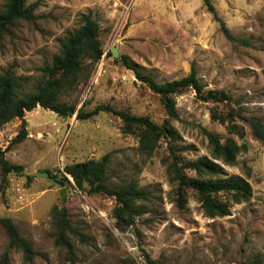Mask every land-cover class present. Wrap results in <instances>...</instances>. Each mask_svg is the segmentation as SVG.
Listing matches in <instances>:
<instances>
[{
	"label": "rangeland",
	"instance_id": "rangeland-1",
	"mask_svg": "<svg viewBox=\"0 0 264 264\" xmlns=\"http://www.w3.org/2000/svg\"><path fill=\"white\" fill-rule=\"evenodd\" d=\"M210 1L227 33L203 0H26L34 19H19L0 36V73L12 70L21 92L42 83L43 68L61 53L82 15L97 20L104 51L87 81L59 94L76 106L72 115L39 105L25 111L27 136L19 142L12 139L21 119L0 127L4 157L22 166L6 183L0 176V218H10L33 253L26 259L11 245L0 222V264H147L145 254L159 264H264V141L251 126L252 119L264 126V0ZM122 55L159 83L194 67L203 93L224 91L228 98L203 99L187 87L172 95L177 116H170L161 94L138 80ZM105 104L147 115L167 131L146 153L139 148L141 129L124 132L120 117L107 111L76 117L79 108L83 113ZM206 131L245 144L235 163L223 167L247 180L251 194L235 202L220 193L229 204L226 215L208 216L190 187L177 201L173 163L210 155ZM105 153L110 185L133 181L150 194L147 211L122 229L115 223V199L78 187L66 172L70 163ZM42 170L56 182L38 176ZM61 208L70 221L68 246L57 241Z\"/></svg>",
	"mask_w": 264,
	"mask_h": 264
},
{
	"label": "trees",
	"instance_id": "trees-1",
	"mask_svg": "<svg viewBox=\"0 0 264 264\" xmlns=\"http://www.w3.org/2000/svg\"><path fill=\"white\" fill-rule=\"evenodd\" d=\"M207 9L213 13L225 33L223 22L216 15L210 0H203ZM19 19L33 20V9L26 4V0H5L4 8L0 11V36L10 32V28ZM103 46L98 37V22L90 15H82L81 24L73 31H68L61 44V53L55 55L51 63L43 68L45 75L41 84L34 88L33 92L20 91L19 77L10 69L0 73V127L8 121L19 118L22 125L12 142H19L27 136L24 113L37 105L52 110L61 116L72 115L76 106L72 103L59 100V94L72 90L80 83L87 81L95 63L103 55ZM88 59V63L84 60ZM121 63L131 69L135 77L154 92L161 94L167 113L177 116L172 95L180 90L191 87L198 96L203 99L224 100L228 95L224 91L209 90L203 93V85L196 76L194 67L189 73L179 79L159 83L151 75L142 73L132 65L128 57L122 55ZM100 111L110 112L123 121L122 130L131 132L135 127L141 129L139 135V148L150 153L157 145L160 137L167 129L154 123L147 115H131L123 109H115L110 104L97 105L93 110L81 112L79 108L77 118H88ZM252 130L257 138L264 141V126L256 119L251 120ZM210 145V155H204L188 160L183 165L173 163V171L178 182L177 201L185 200L183 191L190 187L196 191L201 206L208 216L228 214V201L221 199L220 193L231 195L235 202L248 198L251 188L247 180L242 176H229L224 170V165L235 163L237 154L245 148L244 143H238L232 137L222 139L218 134L206 131ZM4 151L0 147V176L1 181L7 182L10 172L22 170L20 164L11 163L4 157ZM109 153L101 158H88L66 165V172L78 187L86 185L89 193L102 192L115 199L113 214L116 226L119 229L134 224L140 214L147 211L146 203L150 201V194L139 188L133 181H127L119 186L108 183L107 168ZM176 162V161H174ZM181 166L194 172L193 176L186 175ZM68 181V178L64 176ZM10 239V244L20 247L26 259L32 257L29 243L19 234L18 229L8 217L0 218ZM57 241L64 246L69 245L66 232L70 231V221L66 217V211L61 208L57 212ZM147 264H159L157 260L144 255Z\"/></svg>",
	"mask_w": 264,
	"mask_h": 264
},
{
	"label": "water",
	"instance_id": "water-1",
	"mask_svg": "<svg viewBox=\"0 0 264 264\" xmlns=\"http://www.w3.org/2000/svg\"><path fill=\"white\" fill-rule=\"evenodd\" d=\"M111 52H112V55L115 56V57L118 55V51H117L115 48H113ZM37 175H38V176H42V177H44L45 179L49 180V181L52 182V183H55V182H56V181H55V180L49 175V173H48L47 170L38 171V172H37ZM59 193H60V198H61V200H63V199H64V189H63V188L60 189Z\"/></svg>",
	"mask_w": 264,
	"mask_h": 264
}]
</instances>
